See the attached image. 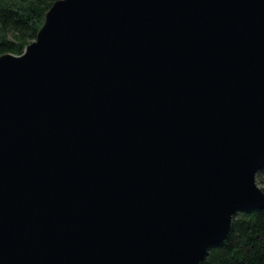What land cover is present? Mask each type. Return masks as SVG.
<instances>
[{
	"label": "water",
	"instance_id": "water-1",
	"mask_svg": "<svg viewBox=\"0 0 264 264\" xmlns=\"http://www.w3.org/2000/svg\"><path fill=\"white\" fill-rule=\"evenodd\" d=\"M263 166L264 0H56L0 55V264H200Z\"/></svg>",
	"mask_w": 264,
	"mask_h": 264
},
{
	"label": "trees",
	"instance_id": "trees-1",
	"mask_svg": "<svg viewBox=\"0 0 264 264\" xmlns=\"http://www.w3.org/2000/svg\"><path fill=\"white\" fill-rule=\"evenodd\" d=\"M56 0H0V55L20 54L32 42ZM264 192V166L256 175ZM200 264H264V208L234 216L227 238Z\"/></svg>",
	"mask_w": 264,
	"mask_h": 264
},
{
	"label": "rangeland",
	"instance_id": "rangeland-1",
	"mask_svg": "<svg viewBox=\"0 0 264 264\" xmlns=\"http://www.w3.org/2000/svg\"><path fill=\"white\" fill-rule=\"evenodd\" d=\"M260 186V185H259ZM261 187V186H260Z\"/></svg>",
	"mask_w": 264,
	"mask_h": 264
}]
</instances>
